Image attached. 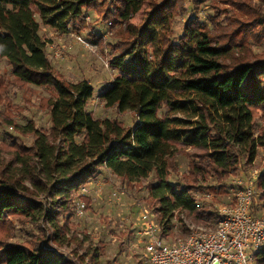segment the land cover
Segmentation results:
<instances>
[{"label":"trees","instance_id":"trees-1","mask_svg":"<svg viewBox=\"0 0 264 264\" xmlns=\"http://www.w3.org/2000/svg\"><path fill=\"white\" fill-rule=\"evenodd\" d=\"M198 2L0 0V58L9 67V78L0 74V103L9 106L11 88L49 95L37 96L47 130L0 118V126L31 137L26 146L5 133L0 143V264H71L43 247L63 241L78 200L89 209L91 198L79 190L102 171L127 185L153 173L146 200L164 231L177 218L182 239L188 229L181 214L206 226L216 220L215 211L194 206L191 192L200 183L210 178L217 188H206L226 192L225 182L250 166L258 150L264 161V48H254L264 42V0H212L207 23L198 17ZM92 12L113 40L106 59L115 73L98 97L106 110L132 114L129 126L94 117L87 108L94 87L57 72L39 35L40 25L81 34ZM180 16L186 19L176 33ZM176 157L187 160L181 175ZM252 184L264 211V166ZM13 222L35 224L41 235L13 242ZM97 254L85 264H96ZM255 264H264V248Z\"/></svg>","mask_w":264,"mask_h":264},{"label":"rangeland","instance_id":"rangeland-1","mask_svg":"<svg viewBox=\"0 0 264 264\" xmlns=\"http://www.w3.org/2000/svg\"><path fill=\"white\" fill-rule=\"evenodd\" d=\"M212 0H199L197 6L198 17L202 22L207 23L208 17L212 15L210 2ZM143 18V14L139 13L135 16L134 22L139 24ZM186 19V16H180L176 20L175 32L177 33L181 24ZM86 26L81 34L69 31L61 34L60 32L40 25L39 35L46 44V54L53 68L65 76L68 81H79L82 78L87 79L94 87V93L89 100L87 108L95 118H116L124 126H129L134 122L132 114L117 113L113 109L106 110L102 102L99 100L98 91L111 80L115 72L111 71L107 65L108 43L113 40L107 27L101 24L100 19L94 12L89 13L85 18ZM96 35L101 37L100 42L96 39L90 40L88 35ZM76 37H79L78 41ZM255 52H259L264 48V42L255 46ZM0 74L5 79L9 78V67L4 59L0 58ZM7 98L9 106L5 102L0 103V118L9 119L15 124L24 126L28 121H33L37 127L42 129L49 128L47 115L37 109V96L49 97L47 92L42 89H33L32 93L26 90L10 89ZM15 136L17 141L23 142L28 146L31 142L29 135H19L13 128L9 126H0V143L4 140V134ZM176 145V149L180 148ZM191 151V149H187ZM262 153L257 151L256 158L250 166H241L237 176L229 178L226 182V189L218 192L211 191L206 186L214 185L212 179H207L206 182L200 183L199 188L191 192L194 200L202 199L203 193L211 194L210 200L205 202L204 208L211 211H216L213 206L215 202H225V197L231 195L229 189H233L238 179L252 182L259 169L264 166V161L261 160ZM7 159V157H5ZM2 162V157L0 156ZM178 168V175H181L187 170V160L183 157L175 159ZM244 161V159H242ZM174 179V178H172ZM176 184L179 178L175 179ZM155 181L153 173L148 178L133 182L129 185L121 182L115 176L107 171H102L96 181L89 183L79 190L80 194L89 196L91 204L89 209L85 210L82 218H71V225L65 238L61 243H49L50 247H43L44 250H53L56 254L61 255L66 261L71 264H85L94 249H98L96 264H148L143 258V249L140 241L141 236L137 234L140 230L139 213L140 208L149 211L154 215V222L160 223L157 216L153 213L147 197V185ZM254 185V184H253ZM85 191H82V190ZM258 198V193L257 196ZM256 198V199H257ZM257 200L255 209L257 216L264 217V211L257 208ZM140 207V208H139ZM177 216V215H176ZM183 220L184 226L188 229L187 236L190 231L197 227L203 226L202 223L193 221L179 216ZM173 220L176 224V229L171 230L166 241H174L176 237H180V226L176 217ZM15 224V230L12 234L11 241L23 242L33 239L41 235L37 225L24 223L22 226ZM176 233V237L171 235ZM46 237H49L47 231L44 232ZM180 235V236H179ZM184 236V237H185ZM181 239V238H180ZM183 239V238H182ZM102 247V248H101Z\"/></svg>","mask_w":264,"mask_h":264},{"label":"built area","instance_id":"built-area-1","mask_svg":"<svg viewBox=\"0 0 264 264\" xmlns=\"http://www.w3.org/2000/svg\"><path fill=\"white\" fill-rule=\"evenodd\" d=\"M250 181L238 179L225 202L214 203L216 220L212 225L197 227L183 239L166 241L164 237L176 229L177 223L172 220L171 229L164 231L162 223L154 222L152 213L139 207L141 224L137 234L142 238L145 261L148 264H255V254L264 248V217L252 213L258 191ZM210 196L203 193L202 199H193L195 208L203 207ZM84 214L85 204L78 200L74 216L82 218Z\"/></svg>","mask_w":264,"mask_h":264}]
</instances>
